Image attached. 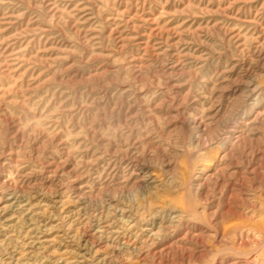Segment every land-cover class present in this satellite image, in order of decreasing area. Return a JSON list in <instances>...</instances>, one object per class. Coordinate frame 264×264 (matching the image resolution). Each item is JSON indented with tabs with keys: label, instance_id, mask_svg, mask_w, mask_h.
I'll list each match as a JSON object with an SVG mask.
<instances>
[{
	"label": "rangeland",
	"instance_id": "rangeland-1",
	"mask_svg": "<svg viewBox=\"0 0 264 264\" xmlns=\"http://www.w3.org/2000/svg\"><path fill=\"white\" fill-rule=\"evenodd\" d=\"M0 264H264V0H0Z\"/></svg>",
	"mask_w": 264,
	"mask_h": 264
}]
</instances>
